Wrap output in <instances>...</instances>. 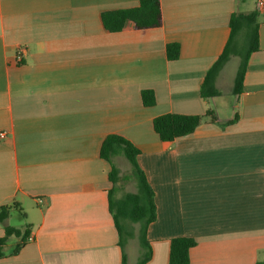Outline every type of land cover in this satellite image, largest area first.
Here are the masks:
<instances>
[{
    "label": "crops",
    "instance_id": "obj_1",
    "mask_svg": "<svg viewBox=\"0 0 264 264\" xmlns=\"http://www.w3.org/2000/svg\"><path fill=\"white\" fill-rule=\"evenodd\" d=\"M140 1L0 0V208L17 203L28 221L19 229L34 238L15 255L19 239L9 238L0 264H123L111 165L100 156L111 134L140 150L155 193L146 264H169L177 237L196 240L191 264H264V13L243 92L232 86L237 104L222 109L221 94L203 99L201 85L229 40L231 16L256 10L257 0L252 8L248 0H161L160 28H104L103 12ZM171 43L180 45L175 61ZM144 90L155 106L143 105ZM209 110L216 121L205 117L173 142L153 129L158 116Z\"/></svg>",
    "mask_w": 264,
    "mask_h": 264
},
{
    "label": "trees",
    "instance_id": "obj_2",
    "mask_svg": "<svg viewBox=\"0 0 264 264\" xmlns=\"http://www.w3.org/2000/svg\"><path fill=\"white\" fill-rule=\"evenodd\" d=\"M101 20L104 28L110 33L123 31L129 23H132L137 30L160 28L163 25L161 0H141L139 5L134 8L105 11L101 15ZM259 28V11L257 9L248 13L236 12L231 16L229 40L221 56L207 72L201 85V97L203 99L220 96L221 93L216 88V80L233 56L240 58L233 94L236 96L243 92L249 58L260 48ZM166 53L170 61L178 60L180 45L176 43L168 44ZM141 98L145 107L156 105L155 93L151 90L142 91ZM205 117H211L212 121H216L215 114L210 110L207 111L205 116L164 114L154 119L153 129L161 141L173 142L176 139L193 134ZM235 120L226 124H232ZM140 153V150L133 143L115 134L106 137L100 151L101 158L111 165L109 174L112 183V189L109 191L110 211L119 234L123 264H129L126 246L128 240L134 237L130 227L131 223L140 225L138 238L144 249V254L137 264H146L152 258V249L147 240V231L148 227L157 220V209L155 193L144 171L138 164L137 157ZM119 156H123L130 163L133 178L136 182V192H127L121 198L116 197L120 171L114 161V158ZM15 210L20 211L21 215L25 217V213L17 203L0 208V224L5 230L4 237L0 238V259L7 256L5 247L9 238L19 239V243L12 253V255H15L19 253L31 237L28 226L25 229H19L7 225V221ZM196 245L197 242L193 238H173L170 242L169 264H191L190 251Z\"/></svg>",
    "mask_w": 264,
    "mask_h": 264
},
{
    "label": "rangeland",
    "instance_id": "obj_3",
    "mask_svg": "<svg viewBox=\"0 0 264 264\" xmlns=\"http://www.w3.org/2000/svg\"><path fill=\"white\" fill-rule=\"evenodd\" d=\"M248 2L249 8L254 7V0H248ZM242 9L244 10V6L242 7ZM239 65V57H233L231 62L226 65L223 74L222 85L219 87L221 96L214 99L218 106L223 107L222 109H225L226 106L228 107L231 101L235 106L237 104L235 98L232 96V94H230V89L232 86H234ZM114 161L120 171L116 197L121 198L127 192H136V182L133 178V172L130 163L123 156L115 157ZM27 222L28 221H26L25 218L21 215L20 211L15 210L12 212V218L10 219L9 224L10 226L16 228H24ZM130 227L134 233V237L128 240V244L126 246V254L128 256L129 264H137L144 254V249L141 246L138 238L140 225L131 223Z\"/></svg>",
    "mask_w": 264,
    "mask_h": 264
},
{
    "label": "built area",
    "instance_id": "obj_4",
    "mask_svg": "<svg viewBox=\"0 0 264 264\" xmlns=\"http://www.w3.org/2000/svg\"><path fill=\"white\" fill-rule=\"evenodd\" d=\"M257 10L259 12H263L264 13V0H257ZM22 54H23V51L22 50H19L18 53H17V61L18 62H21L22 61ZM7 136V133L5 131H2L0 132V139H3ZM39 203H42V200H39L38 201ZM29 242H32L34 241V238L33 237H30L28 239Z\"/></svg>",
    "mask_w": 264,
    "mask_h": 264
}]
</instances>
